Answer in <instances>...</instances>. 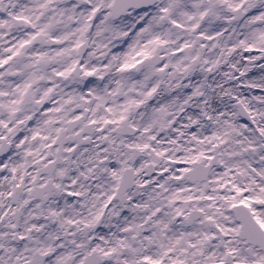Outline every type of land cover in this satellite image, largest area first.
I'll return each instance as SVG.
<instances>
[{
  "label": "clouds",
  "instance_id": "1",
  "mask_svg": "<svg viewBox=\"0 0 264 264\" xmlns=\"http://www.w3.org/2000/svg\"><path fill=\"white\" fill-rule=\"evenodd\" d=\"M0 264H264V0H0Z\"/></svg>",
  "mask_w": 264,
  "mask_h": 264
}]
</instances>
